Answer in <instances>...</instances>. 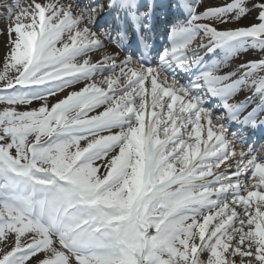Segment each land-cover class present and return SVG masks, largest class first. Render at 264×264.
I'll return each mask as SVG.
<instances>
[{"label": "snow or ice", "instance_id": "1", "mask_svg": "<svg viewBox=\"0 0 264 264\" xmlns=\"http://www.w3.org/2000/svg\"><path fill=\"white\" fill-rule=\"evenodd\" d=\"M2 7L0 264H264V0Z\"/></svg>", "mask_w": 264, "mask_h": 264}, {"label": "bare ground", "instance_id": "2", "mask_svg": "<svg viewBox=\"0 0 264 264\" xmlns=\"http://www.w3.org/2000/svg\"><path fill=\"white\" fill-rule=\"evenodd\" d=\"M5 40H6V36H2L0 38V56H2L5 51Z\"/></svg>", "mask_w": 264, "mask_h": 264}]
</instances>
